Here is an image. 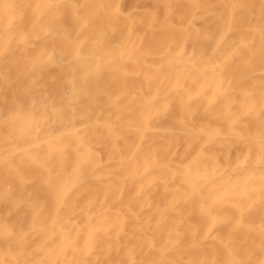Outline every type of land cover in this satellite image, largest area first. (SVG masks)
I'll return each instance as SVG.
<instances>
[{
    "label": "bare ground",
    "instance_id": "6f19581e",
    "mask_svg": "<svg viewBox=\"0 0 264 264\" xmlns=\"http://www.w3.org/2000/svg\"><path fill=\"white\" fill-rule=\"evenodd\" d=\"M0 264H264V0H0Z\"/></svg>",
    "mask_w": 264,
    "mask_h": 264
},
{
    "label": "rangeland",
    "instance_id": "374dc122",
    "mask_svg": "<svg viewBox=\"0 0 264 264\" xmlns=\"http://www.w3.org/2000/svg\"><path fill=\"white\" fill-rule=\"evenodd\" d=\"M18 17H20V16H18Z\"/></svg>",
    "mask_w": 264,
    "mask_h": 264
}]
</instances>
